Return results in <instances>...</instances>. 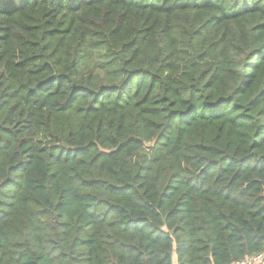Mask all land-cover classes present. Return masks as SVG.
<instances>
[{
    "label": "trees",
    "instance_id": "trees-1",
    "mask_svg": "<svg viewBox=\"0 0 264 264\" xmlns=\"http://www.w3.org/2000/svg\"><path fill=\"white\" fill-rule=\"evenodd\" d=\"M264 253V0H0V264Z\"/></svg>",
    "mask_w": 264,
    "mask_h": 264
},
{
    "label": "built area",
    "instance_id": "built-area-1",
    "mask_svg": "<svg viewBox=\"0 0 264 264\" xmlns=\"http://www.w3.org/2000/svg\"><path fill=\"white\" fill-rule=\"evenodd\" d=\"M233 264H264V253Z\"/></svg>",
    "mask_w": 264,
    "mask_h": 264
},
{
    "label": "rangeland",
    "instance_id": "rangeland-1",
    "mask_svg": "<svg viewBox=\"0 0 264 264\" xmlns=\"http://www.w3.org/2000/svg\"><path fill=\"white\" fill-rule=\"evenodd\" d=\"M174 264H177V262H176V257L174 258Z\"/></svg>",
    "mask_w": 264,
    "mask_h": 264
}]
</instances>
